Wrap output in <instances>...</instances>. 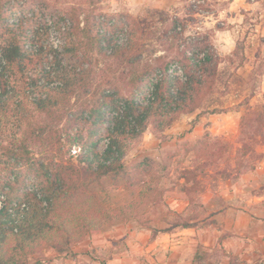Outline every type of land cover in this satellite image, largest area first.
Returning a JSON list of instances; mask_svg holds the SVG:
<instances>
[{
  "label": "rangeland",
  "instance_id": "rangeland-1",
  "mask_svg": "<svg viewBox=\"0 0 264 264\" xmlns=\"http://www.w3.org/2000/svg\"><path fill=\"white\" fill-rule=\"evenodd\" d=\"M146 1L0 0V57L3 41L15 36L29 35L34 41L27 42L25 50L39 53L28 67L27 82L34 72L42 82L43 73L57 68L88 71L90 90L70 98L73 121L58 129L78 133L85 141L91 136L101 154L117 115L107 109L100 127L92 130L91 107L103 91L144 103L145 93L136 87L139 82H145L154 97L153 86L171 77L176 94L184 84L190 90L187 74H195V64L210 59L219 63L213 75L202 78L200 92L194 90L189 109L195 110L179 113L171 126L156 127L149 120L123 160L127 177L115 183L108 176L96 186L94 195L105 211L121 215L125 207L130 216L89 235L69 254H59L47 244L43 260L37 263L32 257L31 264H264V177L256 174L258 184L249 202L226 197L264 162V90L259 78L248 82L233 74L232 68L243 66L245 57L238 53L222 58L190 10H158ZM112 20L115 24L108 25ZM77 25L76 46L65 54L68 33ZM102 27L108 32L101 41L104 50L95 42ZM215 110L221 113L212 114ZM18 129L11 123L6 134H19ZM8 143L4 145L14 147ZM29 148L42 163L54 154L75 166L82 152L78 145L71 151L65 145L51 154L44 145ZM35 172L10 159L5 149L0 152V187L19 178L21 187L39 190ZM236 205L256 213L246 236L235 234L245 232L241 226L236 232L231 227L236 216L230 208ZM238 236L245 242L233 238Z\"/></svg>",
  "mask_w": 264,
  "mask_h": 264
},
{
  "label": "trees",
  "instance_id": "trees-1",
  "mask_svg": "<svg viewBox=\"0 0 264 264\" xmlns=\"http://www.w3.org/2000/svg\"><path fill=\"white\" fill-rule=\"evenodd\" d=\"M78 31L80 27L77 25L68 33L65 54L71 46H76L74 37ZM84 31L90 35L89 28ZM104 38L106 34L97 33L95 36L100 50H104L101 43ZM33 41L25 35L6 39L2 43L0 152L5 149L10 159L33 167L40 181L39 190L35 191L21 187L19 178L0 187V264H31L32 257H36L38 263L43 260L47 244L59 254H69L75 244L89 235L105 231L107 224L120 223L128 218L130 214L125 207L120 208L121 215L105 211L94 195L96 186L102 185L103 179L108 176L115 183L127 177L129 170L123 160L129 148L146 131L149 120L156 127L171 126L179 113L194 111L189 109L194 90L200 92L202 78L209 73L213 75L219 64L217 60L212 64L211 59L199 65L195 62V74H187L190 90L184 84V89L180 86L176 94L172 92L171 77L153 86L154 97L149 86L139 82L140 86L136 87L138 92L145 93L144 103L138 102L135 97L117 99L103 91L91 107L94 120L89 123L92 130L100 127L107 109L112 108L117 115L111 119L112 125L107 129L108 144L101 154L96 151V143L91 136L85 141L78 133L58 129L63 122L70 124L73 121L70 117L73 107L70 98L90 90L88 71L57 68L41 73L42 82L40 73L34 72L31 82H27L31 72L28 67L37 58L34 55L39 54H30L25 50L27 42ZM121 50L117 48V52ZM188 61L191 63V58ZM192 85L194 88L191 89ZM211 113L221 112L215 110ZM11 123L19 128V134H6ZM5 141L14 147L5 146ZM31 144L48 147L46 154L61 151L65 145H70L69 151L78 145L82 152L76 166L54 154L42 163L32 156ZM131 207L135 208L134 205Z\"/></svg>",
  "mask_w": 264,
  "mask_h": 264
},
{
  "label": "crops",
  "instance_id": "crops-1",
  "mask_svg": "<svg viewBox=\"0 0 264 264\" xmlns=\"http://www.w3.org/2000/svg\"><path fill=\"white\" fill-rule=\"evenodd\" d=\"M146 2L150 7L158 10L177 9L180 12L185 9L190 10L193 16L200 19V29L208 33L209 40L222 58L235 57L238 53L245 57L243 66L232 68V71L236 72L233 74L246 78L248 82L258 77V82L264 90V0H147ZM251 172V175L245 176V182L242 180L234 185L235 189L230 192V196H226L227 199L249 202L251 190L255 184H258L255 182V179H259L255 178L256 174L264 177V162L256 172ZM230 210L236 216V224L234 222L231 227L236 228L235 232L240 226L245 231L235 234L246 236L247 231L252 227L254 218L252 214L256 213L246 205H236ZM242 220L243 222H240ZM233 238L245 242L242 237Z\"/></svg>",
  "mask_w": 264,
  "mask_h": 264
},
{
  "label": "built area",
  "instance_id": "built-area-1",
  "mask_svg": "<svg viewBox=\"0 0 264 264\" xmlns=\"http://www.w3.org/2000/svg\"><path fill=\"white\" fill-rule=\"evenodd\" d=\"M102 21L105 22L106 19L103 18ZM115 22H116V20H112V22L110 21V22L108 23V25H109V24L114 25ZM125 31H126V30H125ZM99 32H100L102 35H104V34H106V33H107V35H108V32L106 31V29H105L104 27L100 28V29H99ZM109 35H111V34L109 33ZM125 41H127V38L125 39ZM173 68L175 69V66H173ZM173 68H172L170 71H173Z\"/></svg>",
  "mask_w": 264,
  "mask_h": 264
}]
</instances>
